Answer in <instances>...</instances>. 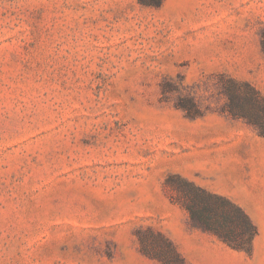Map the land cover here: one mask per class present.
Masks as SVG:
<instances>
[{
    "label": "rangeland",
    "instance_id": "1",
    "mask_svg": "<svg viewBox=\"0 0 264 264\" xmlns=\"http://www.w3.org/2000/svg\"><path fill=\"white\" fill-rule=\"evenodd\" d=\"M233 100L264 135V0H0V264H163L165 239L264 264V167L230 199L251 253L182 229L208 232L175 169Z\"/></svg>",
    "mask_w": 264,
    "mask_h": 264
},
{
    "label": "crops",
    "instance_id": "2",
    "mask_svg": "<svg viewBox=\"0 0 264 264\" xmlns=\"http://www.w3.org/2000/svg\"><path fill=\"white\" fill-rule=\"evenodd\" d=\"M235 113H221L194 136L193 152L175 171L206 191L228 200L250 190L264 167V135ZM189 240L201 242L203 256L216 261L226 247L213 234L189 225L182 228Z\"/></svg>",
    "mask_w": 264,
    "mask_h": 264
},
{
    "label": "trees",
    "instance_id": "3",
    "mask_svg": "<svg viewBox=\"0 0 264 264\" xmlns=\"http://www.w3.org/2000/svg\"><path fill=\"white\" fill-rule=\"evenodd\" d=\"M250 104V102H247ZM230 113H253L245 105L233 100ZM183 181L185 188L181 189L185 200L184 207L188 210L194 226L213 233L229 247L251 253L252 243L257 235L256 226L248 214L230 200L212 194L194 183L178 176ZM144 254L154 258H164L158 253H150L141 239ZM164 252L167 255L160 259L163 264H180L182 257L177 252L172 242L165 239Z\"/></svg>",
    "mask_w": 264,
    "mask_h": 264
}]
</instances>
